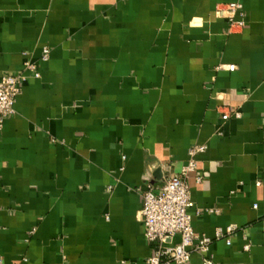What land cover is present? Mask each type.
Returning a JSON list of instances; mask_svg holds the SVG:
<instances>
[{"label": "crops", "instance_id": "crops-1", "mask_svg": "<svg viewBox=\"0 0 264 264\" xmlns=\"http://www.w3.org/2000/svg\"><path fill=\"white\" fill-rule=\"evenodd\" d=\"M28 61L0 125L3 264H146L143 193L194 145V232L235 227L209 257L264 264V0H0V79Z\"/></svg>", "mask_w": 264, "mask_h": 264}, {"label": "built area", "instance_id": "built-area-1", "mask_svg": "<svg viewBox=\"0 0 264 264\" xmlns=\"http://www.w3.org/2000/svg\"><path fill=\"white\" fill-rule=\"evenodd\" d=\"M228 10L233 13L229 19L231 31L236 32L243 29L245 22L242 4L230 3ZM237 15L240 17L239 20H236ZM50 53V48L44 46L41 60L47 62L50 59ZM26 72H31L35 79L41 77L36 65L28 61L24 64V70L19 75L7 74L0 79V125L5 118L15 113V104L21 94V82L27 80ZM233 115L237 118L240 117V113L230 109L224 113L223 119L227 120ZM207 148L206 145L192 146L188 151V163L180 175L165 179L162 185H149L143 193L140 214L144 225V237L147 242L155 245L146 264H188L193 253L203 256L202 264H216L209 257L212 243L222 238L229 239L235 231V227L232 226L226 229L219 228L213 238L194 232L190 214L194 202L188 178L191 173H197L196 182H202L203 174L199 169L197 157L205 153ZM257 184L260 185V183ZM253 209H258V205H253ZM205 212L217 213L214 209H206ZM176 235L180 236L178 244L172 247L164 245L168 237ZM228 243L231 244L230 240ZM249 248L246 246L245 250L248 251ZM0 264H3L1 258Z\"/></svg>", "mask_w": 264, "mask_h": 264}]
</instances>
